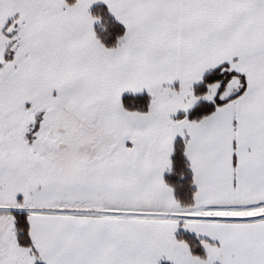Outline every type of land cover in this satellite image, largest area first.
I'll return each instance as SVG.
<instances>
[{
	"label": "snow or ice",
	"instance_id": "6c2138e0",
	"mask_svg": "<svg viewBox=\"0 0 264 264\" xmlns=\"http://www.w3.org/2000/svg\"><path fill=\"white\" fill-rule=\"evenodd\" d=\"M0 264H264V0H0Z\"/></svg>",
	"mask_w": 264,
	"mask_h": 264
}]
</instances>
